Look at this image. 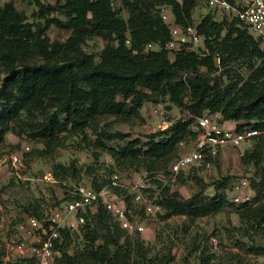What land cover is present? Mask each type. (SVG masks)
I'll return each instance as SVG.
<instances>
[{
  "label": "trees",
  "instance_id": "obj_1",
  "mask_svg": "<svg viewBox=\"0 0 264 264\" xmlns=\"http://www.w3.org/2000/svg\"><path fill=\"white\" fill-rule=\"evenodd\" d=\"M34 1L38 10L37 21L33 23L12 2L0 4V147L9 133L28 131L32 139L49 145L62 132L85 134L88 129L95 136L93 145L98 148L105 149L106 141L120 137L122 145L109 152L115 161L157 173L158 160L169 159L178 153L181 143L195 140L198 131L195 123L193 128L192 117L215 115L219 123L231 121L237 129L247 126L261 132L252 138L257 140L241 160L254 166L263 161L264 80L260 78L264 75V46L238 19L223 17L218 21L213 12H207L196 27L204 37L202 52L181 50L170 59L165 49L170 33L160 16V8H171L175 23L185 29L193 25L192 11L201 0H122L117 8L111 0H56L47 5ZM122 10L126 11V18L122 17ZM52 12L63 16L64 21H54L71 31L63 42L51 41L46 34L47 14ZM90 34L105 42L96 57L82 48ZM148 45L158 49H147ZM242 67L250 71L247 78L238 72ZM224 78L229 82L225 83ZM147 101L154 104L168 101L182 109L188 118L148 134L145 141L111 131V123L100 125L110 118L127 122L139 115ZM15 126L20 129L18 133ZM59 168L64 175L68 171L75 174L71 168ZM53 176L60 181L56 170ZM182 176L180 173L175 184L184 183ZM104 182L106 179L99 182L93 179L91 183L98 188ZM156 184L160 190L153 203L161 206L165 218H198L223 209V197L217 193L205 196V187L183 198L171 190L175 184ZM251 186L256 199L264 190V183L253 181ZM126 202L131 205L129 197ZM248 204H238L245 210L239 216L245 214L243 217L252 226H264V207L252 208ZM35 217L42 219L38 213ZM85 218L86 223L78 231H60L54 242L58 254L53 264L172 261L170 251L151 256L142 240L127 235L102 207ZM79 231L82 243L73 246ZM253 248L252 252L264 255L263 246ZM8 264H35V261L17 259Z\"/></svg>",
  "mask_w": 264,
  "mask_h": 264
},
{
  "label": "rangeland",
  "instance_id": "obj_2",
  "mask_svg": "<svg viewBox=\"0 0 264 264\" xmlns=\"http://www.w3.org/2000/svg\"><path fill=\"white\" fill-rule=\"evenodd\" d=\"M55 1L40 0L39 3L47 5L54 4ZM111 1L114 7H121L122 0ZM7 2H12L19 11H24L29 22L37 21L38 5L34 0H0L1 5ZM166 10L171 23L176 24L171 8L166 7ZM209 11L213 12L201 0L192 11L193 23H197ZM213 14L218 21L223 17L216 12ZM121 15L126 18V11L122 10ZM47 18L49 19V28L46 31L48 38L51 41L66 40L71 31L54 21V19L64 21L63 16L52 12L47 14ZM40 21L45 23L43 19ZM104 45L105 42L100 37L90 34L82 48L87 54L96 57ZM151 49L157 50L158 47L153 45ZM193 49L202 52L201 46ZM169 58L173 59L171 53ZM259 65L258 62L257 66ZM238 72L244 78L250 74L245 67L240 68ZM260 80H264V75ZM224 82L228 83L229 79L224 78ZM186 118L188 117L182 109L168 101L157 104L147 101L140 109L139 115L128 119L127 122L122 123L118 118H110L102 121L100 125L111 123V131L123 133L128 139L145 141L148 134ZM29 122L30 119L26 120L23 127H27ZM221 125L228 130L236 128L235 122L231 121L223 122ZM19 131V127L15 126V132ZM119 138L118 136L106 141V148L102 149L93 145L95 136L88 129L85 130V134L74 131L62 132L49 145L32 139L28 131L6 135L5 142L0 147V154L19 152L23 145H28L30 151L23 154L22 165L15 175L9 168H0V253H2L0 264H4L1 260L4 255V243L15 234L17 225L28 216H35L36 213L44 219L51 210L62 204V199L68 195V186L79 182L90 183L93 179L99 182L107 179L113 171L118 172L123 179H129L135 171H146L144 167L136 170L129 162L122 163L111 158L110 149H115L123 143ZM256 140V138L250 139L240 147L224 149L214 158L205 157L207 160L205 161L204 158L201 164L183 170L181 180L184 183L175 184L171 188L183 198H189L205 187V196L212 197L217 193L223 197L224 205L220 212L198 218L186 216L165 218L163 210L161 213L146 216L137 206L130 205L132 215H140L143 219L145 232L136 236L142 240L145 247L150 249L151 256L166 255L170 251L172 257L170 264H264V255L252 252L254 246L264 247V226H252L243 217L245 214L239 216V213L245 210L232 201L236 193L234 187L245 180L249 186L244 192L250 191L251 194L248 206L264 207V190H261V194L255 199L256 191L251 186L253 181L262 180L264 183V158L258 166L246 165L241 160V156L245 151L253 148ZM193 142L190 140L180 146L178 153L176 151L169 159L158 160L157 173L168 176V166L178 155L188 152ZM59 167L71 168L70 170H74L75 174L72 175V171H68L64 175ZM55 170L59 174L60 181L53 176ZM157 186L155 183L148 190L152 202L155 201L160 190ZM79 232H76L79 238L72 243L73 246L82 243V234ZM211 239H215V242L213 243Z\"/></svg>",
  "mask_w": 264,
  "mask_h": 264
},
{
  "label": "built area",
  "instance_id": "obj_3",
  "mask_svg": "<svg viewBox=\"0 0 264 264\" xmlns=\"http://www.w3.org/2000/svg\"><path fill=\"white\" fill-rule=\"evenodd\" d=\"M213 12L219 13L229 20L238 19L245 29L255 38L261 39L264 46V0H202ZM165 8V9H164ZM160 16L168 25L170 38L165 49L174 55L175 52L193 51L194 47L203 48L204 37L197 32V23L182 28L171 23L166 7L160 8ZM222 17V18H223ZM153 45H148L151 49ZM219 64V60L216 59ZM197 129L192 148L180 155L169 167L168 176L146 171L133 172L129 179L118 173H111L106 182L98 188L92 183L79 182L68 186L67 200L56 206L44 219L28 216L16 227L15 234L4 243V264L17 259H34L35 264H53L58 254L54 250V242L59 238L60 231H78L86 223V215L94 213L99 207L105 209L118 223L120 229L128 235H142L145 232L143 219L140 215H132L130 203L137 206L146 216L161 213L160 205L153 203L148 190L156 182L173 186L179 174L186 168L199 165L207 156L214 158L228 148L240 147L259 132L244 126L228 130L222 127L215 115L192 117ZM236 124V123H235ZM183 145L182 143L180 144ZM30 151L23 145L21 151L0 154V168H9L12 174L22 165L23 154ZM248 182L240 181L235 187L233 203L249 202L251 199ZM117 191L121 192L119 194ZM243 191V193H240ZM215 242V239H211Z\"/></svg>",
  "mask_w": 264,
  "mask_h": 264
},
{
  "label": "crops",
  "instance_id": "obj_4",
  "mask_svg": "<svg viewBox=\"0 0 264 264\" xmlns=\"http://www.w3.org/2000/svg\"><path fill=\"white\" fill-rule=\"evenodd\" d=\"M227 124H229V123H227Z\"/></svg>",
  "mask_w": 264,
  "mask_h": 264
}]
</instances>
